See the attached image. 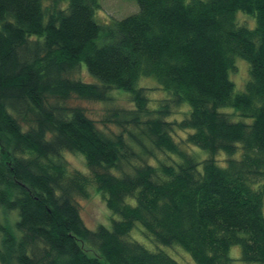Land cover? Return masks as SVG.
I'll return each mask as SVG.
<instances>
[{
  "label": "trees",
  "instance_id": "trees-1",
  "mask_svg": "<svg viewBox=\"0 0 264 264\" xmlns=\"http://www.w3.org/2000/svg\"><path fill=\"white\" fill-rule=\"evenodd\" d=\"M43 1L0 0V264H178L129 241L136 223L194 264H234V246L242 264H264V0H134L138 13L106 26L95 22L97 0ZM236 58L249 71L237 94ZM81 63L98 83L69 76ZM142 77L170 98L147 108L146 88L135 87ZM113 91L133 104L115 110L117 125L145 117L141 133L103 132L66 105L110 102ZM184 105L185 119L166 121ZM223 108L251 122H232ZM176 131H191L179 143L209 157L190 156ZM142 136L179 163L148 165ZM63 153L81 156L92 177L68 170ZM92 186L120 217L109 229L80 218L75 196L86 199Z\"/></svg>",
  "mask_w": 264,
  "mask_h": 264
},
{
  "label": "rangeland",
  "instance_id": "rangeland-1",
  "mask_svg": "<svg viewBox=\"0 0 264 264\" xmlns=\"http://www.w3.org/2000/svg\"><path fill=\"white\" fill-rule=\"evenodd\" d=\"M52 0H44L43 6H49ZM97 3H99V10L95 12V22L101 26L110 25L113 21H121V19L131 16L132 14L138 13V6L136 1L134 0H97ZM60 5L63 7V3H60ZM238 22L248 25L250 28L254 27V22L252 25V20L249 18H246L242 15H238ZM97 44H102V40H97ZM236 63V69L232 73L230 72V81L234 83V93H241L244 90V86L247 83L248 80V64L243 61L242 59H235ZM70 77L75 80L82 81L84 83H98L95 78L90 76V74L87 71V68H85V65L83 63L80 64V67H78L76 70L69 73ZM137 88H146L145 94L146 97H148L149 102L147 104V108L149 109H156L159 103L163 100H167L170 98L169 94L166 93L161 86L158 85L156 79L152 77H142L140 78L136 86ZM110 97L112 101L110 102H88L85 100H78L76 98H71L69 102H67V106L71 107H78L81 110L85 111L87 117L95 122L96 127L100 129L103 132L107 133H113L119 134L122 131V128L126 130H130L134 133H141V129H143L142 123L145 122L147 119L145 117H141V124L137 127L132 126L130 123H126L124 127L118 126L116 123V120L113 119V115L115 113V110H133V104L131 103L130 98H128L127 93H122L119 91H113L110 94ZM186 106V105H184ZM189 110L188 106L186 107H178V109H173L172 113L166 120L167 122H179L186 118L183 113ZM220 112L230 114L232 115V122L237 121H245L246 123H250L251 120H242L238 115H233L232 113H235L233 109L231 108H223ZM238 116V117H237ZM238 119V120H237ZM128 132V131H126ZM124 132V136L126 138V141L129 143V145L132 147L134 152H140V147L137 146L133 141H130L128 137L126 136L127 133ZM191 131L181 132L176 131V133L173 134L172 138L174 141L178 144H180L182 149H185L190 156L192 155L197 161L202 162V160L207 159L209 157L208 153L200 150L194 146H185L184 144L179 143V141L184 140L188 134H190ZM142 141L146 145V149L151 154L148 155L146 163L149 165H153L155 168H159L161 164H164L166 166L175 165L176 163H179V160H177L175 157L170 156L167 157L164 153L161 151H157L152 147L151 142L147 140L145 137L142 136ZM239 147V145H237ZM139 147V148H138ZM63 160L71 172L74 170L79 171L83 175H86L87 177H92L90 171L88 170L87 166L85 165L84 159L76 154H67L63 153ZM241 155V149L236 151L233 158L236 160L240 159ZM214 159H216V164L220 168H224L227 163V156L220 152L218 153ZM138 161V160H137ZM136 160H132L131 162H135L138 164ZM199 171L201 170V166L197 168ZM129 168L124 167V171L128 172ZM118 173V172H117ZM116 173V174H117ZM92 179V178H91ZM89 195L88 197L82 198L79 196H75L74 202L77 204V208H79V215L80 218L83 220V223L86 228L95 231L98 226L102 225L105 228L111 227L112 220L119 221L120 217L112 214L107 207H105V202L102 196H100L96 191L95 187H89L88 188ZM127 204L133 205L134 200L129 199L127 201ZM15 219V220H14ZM7 220L12 223V221H17V211L13 210L11 214L8 215ZM128 235L127 239L129 241H135L139 243L141 246L143 245L145 248H147L150 252H158V251H164L169 255V257H172L174 260L178 262V264H194L192 261V258L189 257V255L182 250L179 246H174V248H166L155 245L154 242L150 241L145 235L143 234V228L136 223ZM228 255H230L231 259H233L234 264H242L240 261L241 258V249L238 246H234L230 249Z\"/></svg>",
  "mask_w": 264,
  "mask_h": 264
}]
</instances>
